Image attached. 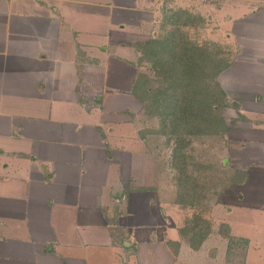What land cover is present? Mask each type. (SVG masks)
I'll use <instances>...</instances> for the list:
<instances>
[{
	"label": "crops",
	"instance_id": "1",
	"mask_svg": "<svg viewBox=\"0 0 264 264\" xmlns=\"http://www.w3.org/2000/svg\"><path fill=\"white\" fill-rule=\"evenodd\" d=\"M197 1L0 0V264H178L143 58L176 6L191 18ZM217 4L237 43L219 82L240 108H227L236 171L222 220L250 264L264 261V0Z\"/></svg>",
	"mask_w": 264,
	"mask_h": 264
},
{
	"label": "rangeland",
	"instance_id": "2",
	"mask_svg": "<svg viewBox=\"0 0 264 264\" xmlns=\"http://www.w3.org/2000/svg\"><path fill=\"white\" fill-rule=\"evenodd\" d=\"M214 1L207 0L203 2L209 8V10L206 9L204 14H202L201 10H197V8H201L202 6L201 0L193 2L189 8L194 9V14L198 15H193L191 18L185 14V10H179L180 5L176 6L178 9L177 12L183 15L182 19L184 23L181 22L179 24L174 23L175 21L173 23L165 21L166 26L163 25L160 36H155V40L159 41L157 49L149 51L148 47L146 48L144 53L147 55L146 53L149 51V57L144 56L143 59L147 64V79L151 81L149 84L150 93L159 86L161 87L162 80L166 76L165 69L161 70L160 73L155 70L158 68V65L170 61L169 59L171 57L169 56L171 54L168 43L178 30V33L182 31L190 43L193 42L196 45L213 49L212 51L214 53L222 56L220 59L223 62L226 60L229 62L230 59L232 60L234 58L232 56L236 52L235 47L237 43L235 39L231 41L226 37L228 32L232 34V28L231 30L228 29L231 23L227 24L224 21L221 23L217 22V18H214V13L217 12L218 0ZM201 17L206 18V21L204 20L202 22ZM150 41L148 44L151 46L154 39L152 38ZM219 75L215 77L218 81L220 79ZM223 91L225 92L224 89ZM225 95L224 101L226 105L223 108H218L214 113V116L218 114V117L222 119L221 122L223 121L221 123L222 125L218 128L219 132L199 138H188L190 145L187 147L186 153L189 162L188 175L191 178L190 182H188V187L189 189L192 188V191L195 190V194L191 195V200H194V202L186 206H181V204L174 201L175 207L179 211L178 222L181 226L179 235L183 242L179 241V245H175V250L178 254V264H222L223 262L225 264H239L243 261L244 247L239 249L235 248L238 241L230 235L229 226L222 220L224 211L221 209H223L224 203L221 195L222 193L226 194L227 203L224 207V210H226L230 203L229 197L232 198V192L230 190H232L235 184L234 172L236 171L233 166L234 162L231 154L233 137L230 134V131L235 125L236 121L234 120L236 118L234 119L233 116L229 115L227 108L231 109V114L234 113L233 109H240L239 105L227 96L228 94L225 93ZM148 111H151L145 117L149 121L146 126L147 133L150 134L148 139H153L151 141L152 144L159 143L161 146L159 151L157 149V152L153 153L156 159V165L159 167L162 166L161 172H163V176H170L172 178L162 188L166 189L170 185V191L167 190L166 194L173 193V200H177L179 199V188L175 185L174 181L177 180L178 176L176 174L177 172H171L170 170L172 147L167 146L166 138L162 133L164 127L163 118L160 115L159 108H156V113L150 109ZM171 145L174 147L175 142L173 141ZM172 182L174 183V187L171 185ZM218 207L221 210L219 214L215 212V210L217 211L219 209ZM196 224L200 225L201 229L207 233V236L202 241H199V236L197 234L194 235L192 233L193 231L190 230ZM188 229L190 232L187 234ZM185 233L186 235H184ZM259 254L254 252V255H250V264H264V261H259L257 257Z\"/></svg>",
	"mask_w": 264,
	"mask_h": 264
},
{
	"label": "trees",
	"instance_id": "3",
	"mask_svg": "<svg viewBox=\"0 0 264 264\" xmlns=\"http://www.w3.org/2000/svg\"><path fill=\"white\" fill-rule=\"evenodd\" d=\"M177 15V21L170 22L184 23L180 13ZM178 31L168 43L170 61L158 65L155 70L160 73L165 69L166 76L158 90L151 93L147 91V101L148 110L156 113V108L160 109L164 124L162 133L167 146L172 147L171 169L177 172L178 176L176 180L179 188L178 203L186 206L194 202L191 195L195 194V190L192 191V188L188 187L191 180L188 175L189 162L186 153L190 145L188 138H199L219 132L218 128L223 121L221 122L218 114L214 116V113L226 105L224 101L226 95L215 77L229 66L231 59L229 62L227 60L223 62L220 59L222 56L214 53L213 49L190 43L182 31L179 33ZM166 41L168 42L167 38ZM157 44L159 41L154 40L149 51L157 49ZM150 82L148 80L149 84ZM173 141L174 147L171 145ZM193 227L190 229L192 233L199 236V241L204 240L207 233L198 224ZM190 230L188 229L187 234Z\"/></svg>",
	"mask_w": 264,
	"mask_h": 264
}]
</instances>
